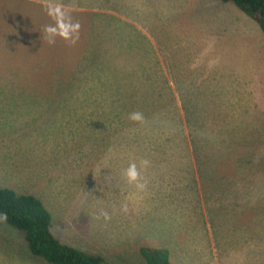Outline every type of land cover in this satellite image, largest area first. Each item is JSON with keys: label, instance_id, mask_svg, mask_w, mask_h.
<instances>
[{"label": "rangeland", "instance_id": "rangeland-1", "mask_svg": "<svg viewBox=\"0 0 264 264\" xmlns=\"http://www.w3.org/2000/svg\"><path fill=\"white\" fill-rule=\"evenodd\" d=\"M50 3L62 5L79 22L75 45L61 38L50 45L44 38L43 27L54 22L46 10ZM184 4L185 0H0V189L38 198L50 213V231L60 243L91 251L108 264H146L139 251L143 247L166 248L170 264H208L205 243L198 234L189 235L199 222L211 231L218 223L237 235L242 232L225 253L237 246L264 250V32L257 22L245 14L251 24L243 39L246 45L232 48L233 56L226 58L239 65L225 72V81L212 83L235 86L236 91L250 89V94L244 93L249 100H239L243 112H232L225 104L214 106L215 113L204 109L212 99L196 84L194 94L189 89L188 94L179 91L182 109L173 113V121L183 125L182 132L178 129L186 154L193 153L195 163L204 156L203 165L208 153L215 157L212 166L210 162L207 170L199 171V189L209 182L218 186L205 188L206 196L196 207L187 203L168 209L167 228L152 219L154 209L147 208L145 199H134L135 186L127 182L124 171L138 162L132 161L128 146L115 144L114 137L126 138L131 125L137 127L133 137L138 139L151 132L159 137L160 132L171 134L175 129L170 131L172 122L165 120L163 112L168 105L155 111V105L149 106L153 98L123 90L122 86L147 84L146 75L138 81L140 62L112 53L113 49L87 58L98 63L120 61L117 66L106 63L105 81L96 79L95 65L91 66L93 80L87 81L83 73L81 55L92 53L108 39V24L99 19L116 16L123 28L131 30L127 41L119 32L116 41L108 44H134L140 40L137 27L145 31L156 15H176ZM200 5L198 24L221 35L220 12L208 2ZM123 77L128 79L120 81L116 95L113 86ZM97 87L101 88L96 91ZM134 111L143 113V123L129 120ZM205 172L213 175L211 181ZM172 175L190 181L182 171ZM238 176L246 177V189L233 190ZM190 190H195L194 185H189ZM211 191L229 200L245 198V192L256 199L250 207L220 209L211 217ZM124 205L127 211L122 210ZM227 214L233 217L226 218ZM253 257L262 260V251ZM0 264L49 263L32 255L24 234L0 217Z\"/></svg>", "mask_w": 264, "mask_h": 264}, {"label": "crops", "instance_id": "crops-1", "mask_svg": "<svg viewBox=\"0 0 264 264\" xmlns=\"http://www.w3.org/2000/svg\"><path fill=\"white\" fill-rule=\"evenodd\" d=\"M200 1L208 2L220 12L221 35L212 32L211 29V32L205 30L198 24V20L201 17ZM211 1L185 0L187 4H184L178 14L168 15L164 18H160L161 15H156L153 23L145 31L137 27L140 33V40L134 44H108L116 41L119 32H122L124 41H127L132 36L131 30L128 26H124L126 31L116 16L99 19L101 23L108 24V39L105 43L98 45L92 53L86 51L84 53L86 58L82 61L83 64L89 62L92 67L97 65L104 73L106 63L107 65L117 66L120 64V61L98 63L96 60H87L91 55L98 56V51L107 52L113 49L115 51L112 53L118 52L121 55L138 60L142 73L137 79L138 81H142L143 75H146L147 84L139 85V88L131 90L136 91L138 95L153 98L149 106L155 105V111L162 110L164 105H168L166 110L162 111L166 112L165 116L167 115L166 119H164L172 122L170 131L175 129V136L162 139L161 135L164 134H161V132L160 137L156 133L155 135L152 132H147L149 137L138 139L133 137L137 127L131 125L129 126V130L126 131V138L114 137L115 144H125L126 148L128 146V154L132 157V161L138 162L137 167L141 172V182L146 184L143 190L138 191L135 188L136 196L134 199L136 198L140 201L146 200L147 208L154 209L151 215L152 219L158 221L162 228H167L171 224L168 218V209L187 205V203H190L189 206L196 207L198 201L203 200L206 196L204 194L205 188L209 190L211 187L218 186L214 182H209L199 189L197 175L200 170H207L205 165H209L210 162L212 166L215 157L214 154L208 153L205 165H203L204 156L200 155L199 161L195 163V155L193 153L186 154L183 139L181 138L183 137V133L180 135L183 125L181 124L180 126L178 120L173 121V113L180 112L182 109L179 91L188 94L187 90L189 89L193 93L194 89L196 91V84L199 87V91L212 99V102H209L210 105L204 107V109H211V113H215L216 111L214 106L219 107L224 106V104L232 112H243L244 106L239 105V100L241 98L249 100L246 94L251 93L250 89L247 91L246 89L236 91L235 86L223 85V87H219L212 85V83H216L219 80L225 81L227 78L225 72L239 65L234 62L229 63L226 58L229 55L230 57L233 56L229 54L233 51L232 48L246 45L243 39L251 24L249 23V18L241 11L236 10L237 8H233L230 2L215 0L211 3ZM248 44H250L249 40ZM223 52H225L224 55ZM219 72H222L221 76L218 75ZM103 73L100 80L105 81ZM124 78L127 77L116 81L113 86V92L116 95L120 91V81ZM172 81L177 83L172 85ZM106 88L107 86L103 91ZM232 95L235 96V104L231 100ZM157 107L160 108L157 109ZM175 118L177 119L176 115ZM174 122L178 124V127ZM189 138L196 142V138ZM116 156L117 154L113 157L115 158ZM145 159L149 161L148 166L140 168V161ZM177 171L188 174L190 181L186 182L178 176L172 175V173ZM205 173L207 175L206 180L211 181L213 175L209 172ZM240 178H243V180ZM190 184L194 185L195 190L187 191ZM232 185H234L233 190H238L239 188L246 189V186H248L246 177H235ZM183 192H185L184 196H182ZM210 196H212V199H210L211 217L214 216V211L220 209H242L246 205L250 207L252 206V199H256V197L246 192L244 193L245 198L234 200L227 199L219 191H211ZM228 217H233V214H227L226 218ZM191 234H198L199 239L205 243L210 255L208 264H221V262L224 264H264V250H262V246L255 245L250 246V248H247V246H237L233 247L229 253H225V249L239 239L242 232H239L237 235L235 231L230 232L222 229L218 223H215V228L211 231L206 223L199 222L197 228L189 233V235ZM162 249L167 250L166 248ZM259 250L263 254L262 260H254L253 254Z\"/></svg>", "mask_w": 264, "mask_h": 264}, {"label": "trees", "instance_id": "trees-1", "mask_svg": "<svg viewBox=\"0 0 264 264\" xmlns=\"http://www.w3.org/2000/svg\"><path fill=\"white\" fill-rule=\"evenodd\" d=\"M223 1L236 5L243 13L255 20L264 32V0ZM85 58V54L80 57L81 61ZM96 71L99 73L96 79L100 80L103 70L96 65ZM85 72L88 77L87 81L93 80L89 62L83 64V73ZM139 85L136 83L132 86L122 87L123 90H131L139 88ZM99 88L101 87H97L95 90L98 91ZM174 134H176V130L171 134L161 136L162 139H166ZM4 214L7 217L4 221L24 234L28 251L49 264H108L104 258L91 253V251H81L60 243L50 231V213L33 195L17 194L5 188L0 189V217L4 218ZM140 254L146 264H170L167 250L143 247L140 249Z\"/></svg>", "mask_w": 264, "mask_h": 264}, {"label": "clouds", "instance_id": "clouds-1", "mask_svg": "<svg viewBox=\"0 0 264 264\" xmlns=\"http://www.w3.org/2000/svg\"><path fill=\"white\" fill-rule=\"evenodd\" d=\"M46 10L49 17L54 21L52 24H48L43 27L44 38L47 40L48 44L54 45L57 41V38H61L65 40L69 45H75L79 40V29L81 27L79 22L73 21L70 13L66 12L63 9L62 5L50 3L47 6ZM239 11L241 10L239 9ZM128 118L129 120L138 123H143L145 121V117L143 113L139 111H134L130 113ZM148 164L149 161H147L146 159L141 160L140 168H146ZM124 176L126 177L127 182L130 185H134L136 189L138 190L144 189L145 184L141 182L142 181L141 172L140 169H138L137 164L135 162L131 163L128 166V168L124 171ZM122 210L127 211V205H124L122 207ZM101 215L106 220L110 219V216L106 211H102ZM6 218H7L6 214H4V219Z\"/></svg>", "mask_w": 264, "mask_h": 264}]
</instances>
